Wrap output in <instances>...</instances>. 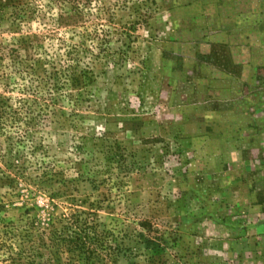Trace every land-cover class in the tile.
Masks as SVG:
<instances>
[{
    "label": "rangeland",
    "instance_id": "obj_1",
    "mask_svg": "<svg viewBox=\"0 0 264 264\" xmlns=\"http://www.w3.org/2000/svg\"><path fill=\"white\" fill-rule=\"evenodd\" d=\"M215 2L0 0V264H264V14L245 94Z\"/></svg>",
    "mask_w": 264,
    "mask_h": 264
},
{
    "label": "crops",
    "instance_id": "obj_2",
    "mask_svg": "<svg viewBox=\"0 0 264 264\" xmlns=\"http://www.w3.org/2000/svg\"><path fill=\"white\" fill-rule=\"evenodd\" d=\"M263 4L264 0H216L215 2L217 11L216 14L218 15L220 21V24L216 26L218 30V36L219 38H226L225 42L230 48V62L234 65H243L242 73L239 76H236V78H239L240 81L244 82L243 85L246 86L244 87L245 94L247 93L248 85L251 86V82L258 80L259 73H257V70L259 67L263 69L264 61L257 65L258 68L256 64L252 62L251 56L247 54L249 48L253 44L252 38L249 37L248 39L247 37L243 36V33H247L246 29L250 26L247 21L251 19L252 14H264ZM263 34L264 32H262V35ZM228 36H230V38H228ZM260 45L264 46V42L260 41ZM257 87H259L258 89L261 88V86ZM255 90L258 92L256 88ZM260 93H264V91ZM253 103L254 105L252 106ZM253 103L246 101L242 103L237 102L234 104L236 107L235 110L239 109V111H241L237 114L238 117L235 118L236 127L246 126L248 129H251L256 125L260 127L264 126V116L260 115L264 110V102L256 101ZM254 110H256L257 113L252 114L250 111ZM258 131L259 132H255L254 136L258 134V137L263 138L264 129H259Z\"/></svg>",
    "mask_w": 264,
    "mask_h": 264
},
{
    "label": "trees",
    "instance_id": "obj_3",
    "mask_svg": "<svg viewBox=\"0 0 264 264\" xmlns=\"http://www.w3.org/2000/svg\"><path fill=\"white\" fill-rule=\"evenodd\" d=\"M60 1H62V2L63 1L71 2L72 0H60ZM78 17L80 18L81 15L77 14L76 12H74V15H60V23L69 25L70 23L73 22V20L75 21V19H77ZM64 22H67V23H64ZM74 218H75L74 219V225H75L76 228H78V231L75 232L76 245H75V247H72V245H71V247H69L70 245H68L67 249L71 248L73 252H81L80 250H81V248L83 247V244H84L81 241L82 237H84L86 239L89 238V236H88L89 235V231L88 230H90V228H94L95 229V226L94 227L89 226L87 222H84V224H83L82 220H81V217H79L78 215H75ZM78 225H79V227H78ZM79 257L81 259H83L82 255H79ZM12 264H26V263H22V262L21 263H16L15 260H13ZM27 264H30V263H27Z\"/></svg>",
    "mask_w": 264,
    "mask_h": 264
}]
</instances>
